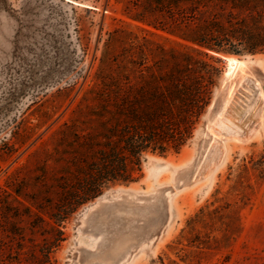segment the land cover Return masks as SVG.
I'll return each instance as SVG.
<instances>
[{"label":"rangeland","instance_id":"374dc122","mask_svg":"<svg viewBox=\"0 0 264 264\" xmlns=\"http://www.w3.org/2000/svg\"><path fill=\"white\" fill-rule=\"evenodd\" d=\"M158 2L0 0V264H264V126L254 123L260 132L243 140L219 137L211 126L227 90L228 58L245 61L264 89V53L210 54L219 75L193 138L179 154L148 155L139 182L112 186L71 214L44 258L54 240L40 219L50 221L39 151L47 147L55 160L52 135L82 100H93L104 59L136 65L120 97L102 100H157L151 74L168 71L157 70L154 57L183 50ZM202 210L215 213L212 223L192 228ZM234 220L239 227L226 238Z\"/></svg>","mask_w":264,"mask_h":264},{"label":"trees","instance_id":"16d2710c","mask_svg":"<svg viewBox=\"0 0 264 264\" xmlns=\"http://www.w3.org/2000/svg\"><path fill=\"white\" fill-rule=\"evenodd\" d=\"M161 1L157 8L170 14L168 31L182 41L177 44L183 50H171L166 59L154 57L155 68L162 70L165 64L168 71L151 74V96L157 100H102L120 97L121 80L136 65L129 61L124 67L118 60L104 59L93 100H82L73 117L52 135L55 160L47 147L39 151L44 156L41 193L50 221L40 219L44 231L50 230L45 235L54 240L43 250L47 260L52 245L62 241V225L71 214L112 186L139 182L148 155L179 154L193 138L219 75L210 54L264 53V0ZM214 214L202 210L191 221L192 228L208 226ZM238 227L235 220L227 224L225 237L231 239Z\"/></svg>","mask_w":264,"mask_h":264},{"label":"bare ground","instance_id":"6f19581e","mask_svg":"<svg viewBox=\"0 0 264 264\" xmlns=\"http://www.w3.org/2000/svg\"><path fill=\"white\" fill-rule=\"evenodd\" d=\"M252 77L254 76L250 74V70L245 61L237 58H228V66L223 85V87H227V90L222 105L211 123L212 129L219 134V137H223L224 134L228 133L236 139L243 140L242 137L244 134L251 135L257 129L254 123L259 124L258 126L261 125V127L262 124L264 126V89L262 88L260 80ZM241 88H244L247 92H244ZM238 93L242 94L243 97ZM210 119L208 118L207 124ZM229 138L233 140L231 136ZM215 160L212 159L207 165L208 167L206 166L209 172L212 171ZM104 201L103 198L98 199L95 205L90 208V212L99 209Z\"/></svg>","mask_w":264,"mask_h":264}]
</instances>
